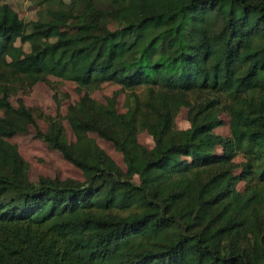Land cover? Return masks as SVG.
<instances>
[{"label": "trees", "instance_id": "obj_1", "mask_svg": "<svg viewBox=\"0 0 264 264\" xmlns=\"http://www.w3.org/2000/svg\"><path fill=\"white\" fill-rule=\"evenodd\" d=\"M29 1L43 10L25 24L0 0L2 76L72 82L86 94L79 110L94 108L70 115L71 148L54 121L43 133L29 109L0 98V264H264V0ZM103 83L130 93L137 109L93 102L88 92ZM179 106L184 131L173 126ZM135 113L154 140L149 151L132 139ZM220 114L225 137L213 133ZM27 124L83 183L27 179L8 142ZM87 133L122 154L126 173Z\"/></svg>", "mask_w": 264, "mask_h": 264}, {"label": "rangeland", "instance_id": "obj_2", "mask_svg": "<svg viewBox=\"0 0 264 264\" xmlns=\"http://www.w3.org/2000/svg\"><path fill=\"white\" fill-rule=\"evenodd\" d=\"M25 24L38 20L43 10V6H37L29 0H4ZM16 46H20L24 52L28 53L30 48L28 44H22L19 40L15 42ZM136 93L143 100L145 92L137 89ZM6 94V95H5ZM85 91L78 90L77 86L69 81H64L54 77H46L40 79L33 84L21 83L16 78L7 77L4 79L0 71V98L7 96V101L14 107L22 104L29 109L34 117L37 129L43 133L50 130L52 121L60 128L61 139L71 148H77V137L72 131L69 123L70 115L74 114L78 118L83 115L93 114V108L89 102L85 104L82 111L79 110L81 100L85 97ZM89 98L96 104L107 106V100L115 98L114 107L118 114H126L128 109L135 110V101L130 93H125L120 86L113 83H103L99 88L88 92ZM198 97L196 95H187L186 101L193 103ZM131 110V111H132ZM3 109H0V117H3ZM136 133L132 139L138 146L151 150L154 146V140L148 131L139 124V115L136 114ZM223 120V126L215 129L214 134L219 136H228V117L225 114L219 115ZM173 126L175 131H184L190 127L188 116V108L179 106L173 116ZM27 132L17 134L8 139V142L16 146L19 156L27 165L26 176L31 183H36L40 178H50L72 180L83 183L85 178L81 171L67 162L59 152L50 148L46 142L35 136V130L31 125L26 126ZM86 139L93 141L111 160L126 173L122 154L118 152L114 146L95 133H87ZM216 154L221 155L222 150L216 148ZM241 155H238L232 161L233 174L240 172L239 165L243 162ZM217 166L212 167L209 172L200 173L197 177L200 181L217 172ZM133 182L138 183L137 177H133ZM245 181H241L236 185V190L242 192Z\"/></svg>", "mask_w": 264, "mask_h": 264}]
</instances>
